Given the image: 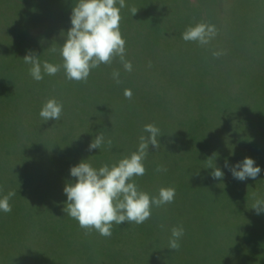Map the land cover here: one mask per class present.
<instances>
[{
    "label": "rangeland",
    "instance_id": "obj_1",
    "mask_svg": "<svg viewBox=\"0 0 264 264\" xmlns=\"http://www.w3.org/2000/svg\"><path fill=\"white\" fill-rule=\"evenodd\" d=\"M65 1L0 0V123L42 120L39 112L49 98L62 102L64 116L60 120L137 121L150 118L151 109L158 105L172 106L176 112L185 106L183 116L189 120L188 107L200 105L206 107L201 114L207 115L209 123L217 118L209 109L212 106H226L227 115L242 131L249 124L264 122V0H125L120 32L131 72L124 70L117 57L111 65L92 69L87 82L67 80L63 68L55 75L42 69L43 79L35 81L29 74L31 65L25 64L23 57L32 51L42 63L62 64L59 48L64 40L54 35V39L44 41L41 33L30 35L29 28L37 30L39 26L30 27L27 22L37 23L43 17L50 23V15L62 9ZM132 7L138 8L135 15L130 12ZM199 22L217 28L216 37L203 47L185 42L181 35L186 27ZM213 51L225 54L216 58ZM114 70L120 73L119 84L112 78ZM202 71L211 76L208 82L213 87V96L205 101L194 95ZM125 89L132 91L130 100L124 96ZM15 141L24 147L22 136L9 135L0 124V149L17 145ZM18 162L20 174L25 176L19 156L4 159L0 155V172L9 169L16 173L13 166ZM2 177L0 174V197L10 191L17 194L13 181L5 182ZM15 197L9 201L10 213L0 211V264H183L181 251L165 246L154 255L145 249L147 245L144 249L132 245L131 250L126 249L124 261V249L105 254L110 237L92 230L90 234L84 231L80 238L78 222L72 220L66 230L56 220L58 214L53 219L39 217L40 192L30 199L26 193ZM50 221H54L53 230L44 226ZM36 223L39 228H31ZM90 238H99V245H91ZM39 247L52 256L44 261ZM95 247L101 250L96 256L92 251ZM72 251L84 257L77 261L65 255Z\"/></svg>",
    "mask_w": 264,
    "mask_h": 264
},
{
    "label": "trees",
    "instance_id": "obj_2",
    "mask_svg": "<svg viewBox=\"0 0 264 264\" xmlns=\"http://www.w3.org/2000/svg\"><path fill=\"white\" fill-rule=\"evenodd\" d=\"M77 2L66 0L62 9L50 15V23L43 17L37 23L28 20L30 27L39 26L37 30L29 28L30 35L41 33L44 41L54 39V35L64 40L71 27L72 8ZM209 77L204 76L202 71L195 86L196 98L205 101V98L213 96ZM226 99L229 100L230 96ZM205 108L200 105L188 107L189 120L183 116L185 106L176 112L172 106L158 105L151 109L150 118L137 121L67 119L0 123L9 135L22 136L24 145L21 148L15 141L17 145L2 146L0 155L4 159L19 156L26 169L25 176H22L18 162L13 166L16 173L2 169L0 174L5 182L9 179L13 181L12 186L17 192L15 198H21L26 193L30 199L40 192L43 201L39 217L53 219L52 216L58 214L60 218L56 220L68 230L72 220L78 222L63 211L67 207L63 188L67 182L75 180L70 176V167L82 160H87L97 169L105 163L111 165L118 162L137 149L140 135H147L143 132L144 125L155 124L162 134L158 138L161 146L156 150L149 145V155L144 161L146 173L133 179L140 190L151 196L158 195L161 187H174V201L161 207L153 206L150 219L143 224H113L105 254H116L119 249H124L121 257L124 261L132 245L136 246L134 249H144L147 245L145 249H150L154 255L158 249L164 250V246L170 250V229L182 225L184 235L180 239L179 251L183 264H264V212L258 215L252 209L256 200H264V122L249 124L242 131L238 122L227 115L226 106L209 108L217 115L215 120H211L213 123L208 122L207 115L202 116ZM77 109L79 107L74 111ZM98 133L104 134L105 143L99 149L89 151L88 146ZM109 139L112 142L110 146L107 143ZM245 157L252 158L261 168L255 180H237L224 166L225 161L231 166ZM210 164L224 173L221 180L212 177ZM158 166L166 167L167 171L156 172ZM44 226L53 230L54 221L44 223ZM31 228L39 226L33 224ZM84 231L81 229L78 234L80 238ZM99 242V238H90L91 245H99ZM95 248L92 251L96 256L101 250ZM37 250L44 261L52 256H48L51 252H45L43 248ZM78 252L65 255L79 261L84 255H78Z\"/></svg>",
    "mask_w": 264,
    "mask_h": 264
},
{
    "label": "clouds",
    "instance_id": "obj_3",
    "mask_svg": "<svg viewBox=\"0 0 264 264\" xmlns=\"http://www.w3.org/2000/svg\"><path fill=\"white\" fill-rule=\"evenodd\" d=\"M124 7L125 0H78L71 11V27L59 48L63 63L53 64L48 61L42 63L39 56L29 51L23 57V61L31 65L30 76L35 81H41L42 69L48 75H55L63 68L67 80L87 82L92 69L98 68L101 64L111 65L117 57L124 70L131 72L132 63L125 59L126 41L120 32V11ZM137 11L136 7L130 8L132 15ZM181 35L185 42H196L203 47L209 45L216 37L217 28L210 23L199 22L186 27ZM50 51L55 53L57 49L50 48ZM224 54L223 51L212 52V56L216 58ZM119 76V71L112 72V78L117 84L121 82ZM124 96L130 100L132 91L125 89ZM62 112V102L49 98L42 105L39 116L43 122L49 119L59 121ZM143 132L147 135H140L137 149L116 163L111 165L105 163L97 169L90 162H86L87 160H82L70 167V176L75 180L67 182L63 188L67 197L65 203L67 207L63 211L78 221L79 226L85 229V234L95 230L101 236L110 237L113 224L120 225L125 222L143 224L150 219L153 206L161 207L174 201L176 195L174 187H161L158 195L151 196L140 190L133 179L146 173L144 161L149 155V145L156 150L161 146L158 138L162 134L155 124L144 125ZM104 143V134L98 133L90 142L88 150L99 149ZM107 143L110 146L112 142L109 139ZM213 164L209 165V168L213 169L211 175L214 179L221 180L224 173ZM224 166L240 181L247 178L255 180L261 172V168L249 157L231 166L225 161ZM155 171L166 172L167 168L158 166ZM14 195L16 193L10 191L0 197V211L4 213L12 211L9 201ZM252 209L258 215L264 212V200H256ZM160 227L163 229L164 225L161 224ZM170 232L168 249L178 251L184 228L177 225L172 227Z\"/></svg>",
    "mask_w": 264,
    "mask_h": 264
}]
</instances>
